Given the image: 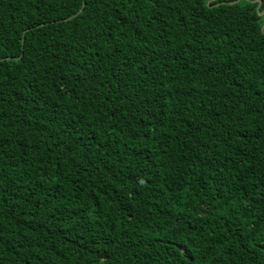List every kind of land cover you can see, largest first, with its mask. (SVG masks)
Here are the masks:
<instances>
[{"label": "trees", "instance_id": "16d2710c", "mask_svg": "<svg viewBox=\"0 0 264 264\" xmlns=\"http://www.w3.org/2000/svg\"><path fill=\"white\" fill-rule=\"evenodd\" d=\"M0 0V264H264V0Z\"/></svg>", "mask_w": 264, "mask_h": 264}, {"label": "water", "instance_id": "95a60500", "mask_svg": "<svg viewBox=\"0 0 264 264\" xmlns=\"http://www.w3.org/2000/svg\"><path fill=\"white\" fill-rule=\"evenodd\" d=\"M261 4H262V1L259 0L258 10H259V7L261 6ZM263 13H264V11L259 12L260 15H262ZM262 31H263V33H264V26H263Z\"/></svg>", "mask_w": 264, "mask_h": 264}]
</instances>
